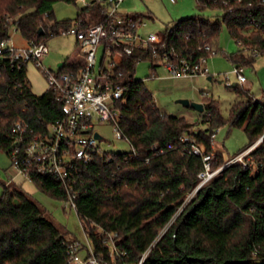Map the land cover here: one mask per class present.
Here are the masks:
<instances>
[{
    "label": "trees",
    "instance_id": "obj_1",
    "mask_svg": "<svg viewBox=\"0 0 264 264\" xmlns=\"http://www.w3.org/2000/svg\"><path fill=\"white\" fill-rule=\"evenodd\" d=\"M263 1L196 0L201 10L223 12L222 19L179 20L166 28L162 43L181 57L195 59L202 55L199 48L204 45L217 52L224 26L240 48L228 56L231 65L252 66L255 53L264 55ZM57 2L76 4L77 0H0V41L9 39V31L15 28L27 42L45 43L50 37L67 33L74 22L82 27L101 22L107 10L92 2L80 9L74 20L59 22L53 14ZM39 30L42 35H38ZM140 61L156 68L150 50H135L131 57L122 58L119 68L118 83L126 93L120 128L131 151L93 157L83 167L82 185L78 187L76 215L93 255L102 264H137L147 251L142 264H264V137L250 152L257 170L240 164L226 167L178 213L197 183L201 159L183 154L180 148L163 154L151 149L188 135L209 153L214 130L229 125L242 129L248 138L242 152L264 135V101L235 85L232 88L244 99L232 105L229 118L224 120L217 104L210 101L199 115L208 128L199 130L197 124L167 116L156 107L143 83L133 80ZM81 66L80 61L71 59L60 71H77ZM59 116L53 92L33 94L26 67L11 68L8 60L0 61L1 151L8 156L14 123L23 122L42 132ZM216 156L214 166L224 161L221 154ZM31 183L54 199L64 201L67 197L53 178L33 175ZM109 237L115 246L112 258L106 245ZM73 243L74 239H66L46 221L26 195L4 187L0 196V264H70L66 250Z\"/></svg>",
    "mask_w": 264,
    "mask_h": 264
},
{
    "label": "built area",
    "instance_id": "obj_2",
    "mask_svg": "<svg viewBox=\"0 0 264 264\" xmlns=\"http://www.w3.org/2000/svg\"><path fill=\"white\" fill-rule=\"evenodd\" d=\"M105 1L107 10L101 22L89 27H82L80 22H74L67 32L76 37L80 48L77 60L82 66L77 71L61 72L59 68L58 72H53L45 68L42 59L48 50L43 42L29 41L28 49L17 50L8 45V39L0 41V61L8 60L10 67L16 69L33 64L44 78L46 91L55 94L60 108V116L42 132H36L23 122L14 123L8 150L12 169L28 182H31L33 175L50 177L59 182L67 195L63 201V209L75 212V200L80 193L78 187L82 185L83 167L89 164L93 157H102L105 154L100 149L103 137L95 132L94 125L109 123L115 138L127 142L130 146L120 128L121 108L126 95L125 89L118 83L122 58L131 57L135 50H150L152 62L156 67L162 66L171 78L180 79L208 77V58L216 54L208 45H204L199 48L202 55L197 58L181 57L174 49H168L162 43V35L150 33L145 38L141 36L140 30L146 26L143 19L119 12L120 4L125 0ZM222 4L227 6L225 1ZM13 30L15 31V28ZM99 52L100 58H97ZM254 56L258 55L255 53ZM232 67L237 81L244 83V68ZM95 134H98L100 139H96ZM215 134L210 139V146L213 145ZM261 141L262 137L246 150L224 158L223 163L217 166H214L217 161L216 154L206 152L204 145L196 143L192 136L182 135L163 148L152 146L151 149L157 154L180 148L183 154L201 159L202 168L196 176L197 183L177 213L193 199L199 189L217 177L226 167L240 164L242 168L257 170L250 152ZM112 239L113 237H109L106 243L111 258L115 253ZM79 250L77 242L68 245L66 255L70 264H102L93 255L90 243L85 249L89 257H80ZM147 253L148 251L141 256L137 264L143 263Z\"/></svg>",
    "mask_w": 264,
    "mask_h": 264
},
{
    "label": "rangeland",
    "instance_id": "obj_3",
    "mask_svg": "<svg viewBox=\"0 0 264 264\" xmlns=\"http://www.w3.org/2000/svg\"><path fill=\"white\" fill-rule=\"evenodd\" d=\"M92 2L106 6L105 0H77L76 4L57 2L53 6V14L59 22L74 20L77 12ZM119 7L121 14L125 12L128 13L125 15L130 17L139 16L143 19L146 23V26L140 30L143 38L150 33L161 36L167 27L182 19L205 17L210 21H215L221 20L224 15L219 10L199 9L196 0H176L175 3H171L169 0H125ZM8 43L17 50L28 49L27 41L13 29L9 31ZM45 44L48 53L42 59V64L53 72H58L60 64L75 59L80 53L76 37L71 34L55 35L48 38ZM217 46L216 54L209 57L207 61L209 77L173 79L162 66L153 70L150 68L149 62L140 61L135 66L133 80L143 83L151 94L156 107L163 114L183 117L190 123L197 124L199 130H205L208 125L200 121V114L190 108L183 107L177 103L178 100H188L191 103L203 105L214 101L224 120L229 118L232 105L244 99L237 90L231 87L232 85H237L239 90H249L256 100L264 101V55L256 56L252 66L244 67L245 82L239 83L235 74L232 73L233 67L228 56L236 53L240 48L224 26L221 27ZM97 58H100V52ZM26 77L33 94L42 95L47 90L43 76L31 63L26 66ZM208 78L211 80L209 81ZM94 130L103 137L100 142V149L103 153L124 154L131 151L127 142L115 138L109 123H96ZM247 144L248 138L242 129L224 125L216 132L211 151L227 158L239 153ZM13 172L9 157L0 150V196L5 185L10 183ZM21 180L17 178L14 182L17 183ZM23 183L25 186L21 188V191L26 195L28 194L31 201L42 210L46 221L57 231L65 234L66 239H74L79 244V256L84 258L89 241L76 212L64 210L63 201L50 197L37 189L31 182L24 181ZM8 189L9 191L12 190L11 188Z\"/></svg>",
    "mask_w": 264,
    "mask_h": 264
},
{
    "label": "water",
    "instance_id": "obj_4",
    "mask_svg": "<svg viewBox=\"0 0 264 264\" xmlns=\"http://www.w3.org/2000/svg\"><path fill=\"white\" fill-rule=\"evenodd\" d=\"M43 32L42 30L38 31V35H42ZM61 65H59L60 67ZM208 80L210 81L211 79L208 78ZM235 85H232L231 87H234ZM177 103L181 104L183 107L185 108H190L192 110H194L195 112H197L198 114H202L204 112V106L201 103H191L188 100H178ZM94 137L96 139H100V137L98 136V134H95ZM264 135L262 136L263 139Z\"/></svg>",
    "mask_w": 264,
    "mask_h": 264
},
{
    "label": "crops",
    "instance_id": "obj_5",
    "mask_svg": "<svg viewBox=\"0 0 264 264\" xmlns=\"http://www.w3.org/2000/svg\"><path fill=\"white\" fill-rule=\"evenodd\" d=\"M120 8V7H119ZM120 10H121V8H120ZM123 12V11H122ZM123 14H128V13H125V12H123ZM147 15H149V14H147ZM75 59H78V55H77V57L75 58ZM60 65H62V64H60ZM209 77V76H208ZM17 178H20V179H22L21 181H27V180H25V179H23L21 176H19L17 173H15V172H13V174H12V176H11V181H10V183H8V184H6L5 186H7L8 188H11L12 190H17V191H19V192H21V193H23L22 191H21V188H23L25 185H23L24 183L22 182L21 183V181H19V182H17V183H15L14 182V180H16ZM28 182V181H27ZM28 183H30V182H28ZM24 195H26L25 193H23ZM29 199H30V197H29V195L27 194L26 195ZM31 200V199H30ZM41 210V209H40ZM42 211V210H41Z\"/></svg>",
    "mask_w": 264,
    "mask_h": 264
}]
</instances>
